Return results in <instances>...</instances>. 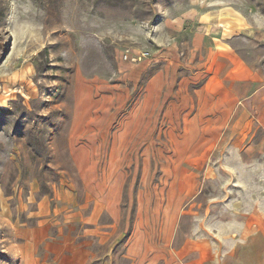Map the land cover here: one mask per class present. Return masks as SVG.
<instances>
[{"label":"rangeland","instance_id":"rangeland-1","mask_svg":"<svg viewBox=\"0 0 264 264\" xmlns=\"http://www.w3.org/2000/svg\"><path fill=\"white\" fill-rule=\"evenodd\" d=\"M224 45L264 76V0H0V264H264Z\"/></svg>","mask_w":264,"mask_h":264},{"label":"crops","instance_id":"crops-1","mask_svg":"<svg viewBox=\"0 0 264 264\" xmlns=\"http://www.w3.org/2000/svg\"><path fill=\"white\" fill-rule=\"evenodd\" d=\"M212 26L217 25L214 22L209 27ZM215 30V27H212L213 32H220V30ZM208 39L212 42H218L220 40L216 36H210ZM215 48L217 49H215L213 55L216 56L218 63H214L211 67L213 71L207 82V91L212 93L216 88L221 86V84H225L226 81H228L229 84H231L233 81L236 86H231V89L233 88V90H231V94H224L222 98L243 99V101H241L242 106H245L249 103L250 106H252V102H256V107H261L264 115V76L261 75L258 70L253 69L250 65L241 61L237 55L233 53L231 48L227 47L226 45L222 47L215 46ZM152 84V79H150L148 83L150 89ZM226 92L229 91H224V93ZM245 100L246 102H244ZM262 117L263 116L260 115V118ZM260 121H262V119H257V122L261 124ZM262 124H264V120L262 121ZM79 171L81 174H83V176L85 175L82 169H79Z\"/></svg>","mask_w":264,"mask_h":264}]
</instances>
